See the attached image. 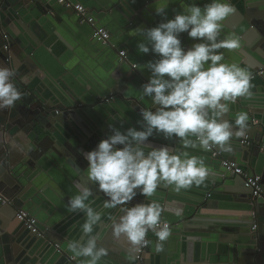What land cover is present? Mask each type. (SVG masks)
<instances>
[{
  "label": "water",
  "instance_id": "95a60500",
  "mask_svg": "<svg viewBox=\"0 0 264 264\" xmlns=\"http://www.w3.org/2000/svg\"><path fill=\"white\" fill-rule=\"evenodd\" d=\"M58 1L0 0V67H14L17 70L13 83L23 94L22 99L13 109H0V245L12 244L11 254L6 255L5 261L0 264H26L28 260L23 261L25 250L31 254L32 250L40 253L48 248L59 254L57 264H82L84 258L73 259L72 253L65 249L60 241L56 242L46 234L48 229L54 227V220L48 221L47 215V213L52 214L47 209L50 204V196L47 193H53L48 186L50 185L55 190V183L60 182L63 185L64 180L62 179L68 174L66 171L64 173V169L56 162L58 157L50 156L52 152L58 153L50 142L52 138L58 141L60 138L63 139L65 128L72 129L73 126L84 125L81 123L82 114H88L85 118L89 120L103 119L102 112L106 111L108 106H115V102L121 105L120 101L128 102V108L124 110L125 119L134 120L135 123L140 121L142 124L141 110L151 107L147 97L141 98L143 85L148 82L149 76H146L140 68L131 69L127 64H122L125 61L132 63V57L138 51L137 45L140 40L133 31L138 27H156L159 23L172 19L182 10L180 0H94L93 9L95 15H98L95 19L107 20L105 25H108L110 38L120 39L123 45L131 50L130 58L122 59L115 54L116 51L110 43L112 39H109L106 44L93 39L94 28L85 23L81 24L74 9L65 8ZM66 1L72 6L83 3L80 0ZM189 2L190 0H184V3ZM208 2L209 0H195V3L201 7ZM229 2L235 6L236 13L223 22L221 39L235 35L240 38L241 47L231 51L221 49L220 51L225 55L223 62L237 63L251 73L264 70V0H229ZM165 3L168 4L165 15H157L155 7ZM85 8L88 9L86 6ZM53 16L54 19H52ZM69 18L73 20L72 23L66 21ZM61 25H64L70 37H75L74 41L76 39L78 44L74 50L75 55L68 57L72 58L70 65L65 67L72 79L70 83H67V90L63 91L64 94L56 87L52 88L51 85L48 86L50 91L43 92L38 86L45 87L42 83L44 76L47 75L44 72V62L39 58H34L32 54L38 46L43 45L38 39V34L45 35L49 32L52 35L51 39H54L57 37L56 30ZM84 28L90 31L88 36ZM179 38L181 43L188 42L189 48L199 42L189 38L187 33H181ZM17 42L23 43H20L19 49L16 46ZM62 50L63 48L58 50L61 55H63ZM64 58L66 57H62L61 63L65 62ZM82 58L91 59L82 61ZM94 59V63L89 62ZM125 66H127L126 70ZM49 77L58 79L60 75ZM261 78L264 79V76ZM261 78L259 80H262ZM252 85L255 86L256 82H252ZM110 91L115 95L112 104L98 105L96 100L91 103L88 100L82 102V98L87 94L91 99L96 97L102 99ZM245 102L243 98L237 99L238 112L246 111L249 115L247 135L233 139L231 151L224 152L216 149L223 154L216 157L211 151L204 152L195 149L197 151L195 154L204 159L210 170L202 185L180 192L173 191L169 186H161L158 188L159 191L147 198L137 189V195L128 206L132 207L138 203L155 200L163 207L161 220L171 225V233L174 232V227L182 229L181 223L183 224L184 221L194 227V223L201 219V213L208 209L210 213L220 216L223 224L221 229L229 232L228 237L234 239L233 246L243 252L244 257L239 263L264 264V194L263 198L252 197L251 191L244 185V180L239 176H233L222 166L224 160L235 162L249 177H260L264 193V164L260 165L259 162V160H264V111H255L248 106H242L246 105ZM82 103L84 104L83 112L74 107ZM129 110L134 114L129 113ZM256 115L261 116L260 120ZM235 117L236 115L233 119ZM63 118L70 119V122L62 125ZM254 122L258 123L253 125ZM141 124L137 123V130H141ZM81 133H83L81 144L85 147L91 146L93 150L103 137L100 132L97 133L99 136L94 135L86 126L82 128ZM246 137L249 141L248 145L242 144ZM145 143L151 148L181 147L177 138L165 139L162 134L157 133L149 137ZM68 156L69 154L65 152L64 163L72 165L70 160H67ZM51 162H54L55 167ZM76 164L83 169L81 162ZM60 169L63 174L59 172ZM40 179H43L44 187H46L42 194L39 190L43 184L40 187L37 184ZM50 179H52L51 182ZM239 187L245 188V191ZM213 191L227 193L224 199H229L231 194L234 200L211 204L212 201L209 199ZM92 194L97 197L102 195V199H107L100 190L99 193L93 192ZM176 195L184 196L183 198L189 195L188 208L196 210L195 214L198 219L190 218L191 212L188 213V208L176 203L178 199ZM1 200L6 201V204L3 205ZM18 211L27 212L36 219L37 228L41 233L40 237L30 233L25 229V225L16 219ZM107 211H110L107 212L110 214L102 218L100 225L95 228L94 235L98 247H105L106 257L113 260V263L109 264H169L170 237L167 241L160 242L150 231L146 237L150 243L140 259H136V252L130 250L131 246L126 239L123 236L119 239L113 236L112 225L122 213L118 209ZM184 234L187 236V233ZM14 241L22 247L17 248ZM160 243L163 247L158 251L157 244ZM232 250L233 247L227 246L220 250V254L215 253L217 262L220 263L223 256ZM195 257L196 261L199 259L205 261V255L199 253ZM105 261L102 258L100 263Z\"/></svg>",
  "mask_w": 264,
  "mask_h": 264
},
{
  "label": "clouds",
  "instance_id": "9594fccd",
  "mask_svg": "<svg viewBox=\"0 0 264 264\" xmlns=\"http://www.w3.org/2000/svg\"><path fill=\"white\" fill-rule=\"evenodd\" d=\"M180 3L182 10L172 19L133 31L142 37L138 51L158 56L144 66L151 75L141 98L147 97L151 107L141 110L142 124L137 122L141 130L129 127L121 132L112 128V134L84 156L87 180L107 197L102 209L122 213L112 225L113 236H123L133 252L150 243L146 239L150 231L160 242L172 234L161 220L163 207L155 200L128 206L137 189L147 198L161 186L180 192L202 185L209 169L203 158L186 150L229 152L233 139L245 137L249 127L246 111L238 112L234 121L225 118L238 98L251 99L254 95L251 72L237 63H224L225 55L220 51L241 47L235 35L221 39L223 22L236 13L235 6L229 0H209L203 7L195 0ZM167 6L155 7L156 14L165 15ZM181 33L199 42L185 50ZM16 75L14 67H0V109H13L22 99V92L13 83ZM154 133L165 139L177 138L181 147L151 148L145 142ZM76 186L78 194L69 199L66 210L82 213L85 220L81 238L70 241L67 248L73 259L84 258L82 264H100L107 249L98 247L94 231L102 222L103 212L87 202L92 196L90 187ZM162 247V243L157 244L158 251Z\"/></svg>",
  "mask_w": 264,
  "mask_h": 264
},
{
  "label": "crops",
  "instance_id": "0c3cea01",
  "mask_svg": "<svg viewBox=\"0 0 264 264\" xmlns=\"http://www.w3.org/2000/svg\"><path fill=\"white\" fill-rule=\"evenodd\" d=\"M80 1L84 3V4L80 3L82 6L84 7L86 6L88 8L87 10L89 11L90 14H92L95 18L98 16V15H95V11L93 9L94 0H80ZM52 19H54V16ZM66 21H69L70 23H72L73 20L69 18ZM96 21L98 22V25L105 27L107 29L108 25H105L107 23V20L102 18L98 20L96 19ZM84 29L85 31L88 32L87 34L88 36L90 31H88V28H84ZM56 35H57L56 38L51 39L52 35L49 32L45 33V35L38 34L39 38L38 37L37 38L40 40V42L43 43V45L41 44L42 46L41 45L38 46V48L32 54L34 58H39L40 60L44 62V66H45L44 72H46L45 74L49 76L60 75L58 79L51 78L47 75L44 76L45 79L43 80L42 83L43 85H45V87H40V85L38 86V88L41 89L43 92L50 91L48 89V86L51 85L52 88L56 87L57 89L60 90L61 93H63V91L67 90L66 89L67 83H70L72 79V76L67 74L68 72L65 67L69 66L71 63L72 58H68V57H70L72 54L75 55L74 50L78 46L77 41L76 39L74 41L75 37H70V35L65 30L64 25H61L56 30ZM111 39L112 41L110 43L116 51L115 54L116 55L118 54L119 56L118 50L120 51L124 50L126 52L125 58L126 59L130 58L131 50H129L126 45H123L124 43L120 39L110 38V40ZM138 39L142 40V37H139ZM20 43L18 42L16 43V46L18 49H19V46H21ZM182 46L184 47L185 50L189 48L188 42H182ZM33 48H35V46H33ZM59 48H63L62 50L63 55L59 54V51H58ZM258 52L260 53V51ZM133 56L134 57H132L133 58L132 63L125 61L122 64H127V66L131 69L140 68L145 73L146 76L150 77L151 75L150 70H148L144 66L148 64L149 62H155V60L158 59V56H156L151 51L147 54L140 53L139 51H137L136 55H133ZM62 57H66L64 58V61H65L64 63H61ZM44 58H49V59L45 60ZM78 59L81 60V58H78ZM86 59L89 60L91 58H82V61ZM89 62L94 63L95 59ZM133 65H135L136 68L135 67L133 68ZM127 66H125V70L127 69ZM261 76H264V73ZM261 76H255L252 79L251 83L256 82V85L253 86L252 88V92L254 95L251 99L243 98L244 101H246L245 102L246 105H242V106H248L250 109H253L255 111H259V110L264 111L263 110L264 109V79L261 78ZM260 78L262 80H259ZM45 81L46 83H44ZM110 93L112 92L110 91ZM87 95H85L82 98L83 100L82 102H84V100H88V102L91 103L93 100H96L98 105H103V103H100V99L98 97L96 98L93 97L94 99H91V97L89 98ZM114 98H115V95H114ZM113 102L114 100L108 103L112 104ZM120 102H121V105L120 104L118 105V102H115V106L113 107L108 106V108H106V111L102 112L103 119L98 118V119L89 120L88 118H85L87 117L88 114H82L81 123H83L84 125L79 124L77 126H73L72 129L67 127L65 128V134H64L63 139L59 137L60 141H58L57 139L52 138L50 142V145L55 149V151L56 152L58 151V153L52 152V155L50 156L54 155V157L55 156L58 157L56 158L57 159L56 162H58L59 166L64 169V173L67 172L68 174L67 176L63 177L64 179H62L64 180L63 185H61L60 182L55 183L56 184V186L54 185L56 188L55 190L52 189L50 185L48 186V188H50V190H52L53 193H49V192L47 193L50 196V201H49L50 204L47 209L48 211L52 212V214L51 213L48 214L47 212L45 213H47L48 215V221L54 220V227L53 229L52 228L48 229L49 228L48 227L46 234L50 239L56 242L60 241L62 245H64L65 249H68L67 245L70 241L81 238L82 236L81 226L85 220V217L83 216L82 213H69L66 210L69 199L73 197L74 195L78 194V188L76 186L77 183L82 184V185H87L88 187L91 188L92 193L93 192L99 193L98 188L87 180V170L86 169L88 167V162H86V159L84 158V156L87 152L92 151L93 148H91V146L85 147L84 145L81 144V139H82L81 136L83 134L81 133V130L82 128L84 129V126H86L88 129H90L93 132L94 135H98L97 133L100 132L101 136H103L106 139L107 136L112 134V128H117L121 132L126 131L129 127L138 128V125L137 123L134 122V120L129 121L128 119H125L124 117L126 116V113H124L125 112L124 110L128 108L127 106L128 102L126 101H120ZM248 103H250V105ZM82 104L78 105L77 107L76 106L74 107L77 108L78 111L80 110L82 111L84 109V104L83 105ZM238 107L239 106L237 105V101L235 104H231L230 112L226 115L225 118L229 119L230 121H234L233 117L238 113ZM129 113L134 114V112H132L131 110H129ZM256 117L260 120L261 116L256 115ZM62 121H63L62 125H64L66 122H70V119L63 118ZM257 123L258 122H254L253 125H256ZM103 137H102V140L104 139ZM186 151H188L192 155H196L195 153H197V151H195L194 149H187ZM65 152L69 154V156L67 157V160H70L69 162L72 165L64 163L65 159L63 155L65 154ZM75 162L76 163L81 162L83 169L79 168V166H77ZM259 162H260V165L264 164V160L262 161L259 160ZM53 163L54 162H51V164ZM53 166L55 167L54 164ZM59 172L63 174L61 169L59 170ZM39 181H42V182H39ZM39 181H37V184L40 187V185H42L44 181L43 179H40ZM51 181L52 179H50V182ZM44 186L45 185L43 184L42 188L39 190L41 194L43 193L44 188H46ZM239 188L245 191V188L243 187H239ZM156 191H159V189H157ZM170 192H172V190H170ZM227 195H228L227 193H220V192L215 193L213 191L211 194V198L209 200L212 201L211 204L221 203L225 200L227 201L234 200L231 194L229 195V199H224V197ZM188 196L186 198H183L184 196H177L178 199L176 200V203L183 204L185 208L186 207L188 208L187 204L189 203L188 201H190V200H187V199H190L188 198ZM87 202L94 209L98 211H102L103 217H106L110 214V213H107V212H110V211H107L108 209H102V204H103L102 202H104V199H102V195H98L97 197V196H93L92 194V196L89 198ZM203 205H206V204H203ZM190 208H188L189 210L188 213L191 212L190 218L198 219L196 216L197 214H195L196 210L194 211L193 210L194 208H191V209ZM206 212L201 213L200 215L201 219L200 220L198 219V221L194 223V227H192L190 223H185V221L183 224L181 223L182 229H177L176 227H174V232H172L170 236L171 240L168 243V245H170V262H168L169 264H241V262L239 263V261L243 259L244 254H242L243 252L239 251L240 250L239 248H235L233 246L234 244L232 243L234 242V239L231 237H228L229 232H225L221 229V227L223 228V224H222V220H220V216L210 213L208 209ZM188 221H191V220H188ZM17 224L19 226L18 222ZM20 227H23V226H20ZM170 228H171V225H170ZM25 231L26 233H28L27 230ZM184 233H187L186 234L187 236H185ZM184 240H186V242ZM225 241H228L229 243H226ZM14 242H15L14 245L18 246L17 248L22 247L16 241ZM227 246L229 248L233 247V250L230 253H227L226 256H223L220 263H218L217 258L214 256V254L215 253L217 255L220 254V250L225 249ZM220 247L222 248L220 249ZM25 251H26L24 253L25 260L23 261H26L27 259L29 264H57L59 261V257H60L59 254L55 252V250H52L50 248L40 253L39 252L36 253V251L34 252V250H32L30 254L28 250H25ZM11 252H12V244H7V245L1 244L0 245V263L5 261L6 255L8 254L10 255ZM199 253L203 256L205 255V261H202L200 259L196 261L195 256L199 255ZM115 257L118 258L117 255H115ZM103 259L106 261L100 264H109L110 262L113 263L112 262L113 260L110 258H107L106 256L103 257Z\"/></svg>",
  "mask_w": 264,
  "mask_h": 264
},
{
  "label": "built area",
  "instance_id": "2783aa9c",
  "mask_svg": "<svg viewBox=\"0 0 264 264\" xmlns=\"http://www.w3.org/2000/svg\"><path fill=\"white\" fill-rule=\"evenodd\" d=\"M58 3L61 6H64L65 8H73L76 12L77 16L80 19V23H85L88 25H91L93 29L92 38L96 41L106 44L110 39L109 31L100 25H98V22L96 21L95 17L89 13V11L82 6L81 4H77L75 6H72L68 1L66 0H59ZM126 52L124 50H121L119 52V56L122 59H125ZM135 66H133L134 68ZM264 73L263 70H259L252 74V77L255 76H261ZM114 100V94L109 93L104 98L100 99V103H108L110 101ZM242 144H249L248 138L246 137ZM213 153V156L219 157L221 156V152L216 150L215 148L211 151ZM222 166L227 170V172H230L233 176H239L244 180V185L247 189L251 191V195L254 198H263V189L261 184V179L258 176H252L249 177L240 166H238L235 162L224 160L222 162ZM2 204L5 205L6 201L1 200ZM16 219L20 222H22L26 229L32 233L36 234L37 236H41V233L39 232L37 228V221L34 217H32L27 212L18 211L16 215ZM168 224V223H167ZM169 225V224H168ZM170 227V225H169ZM253 230H255V227H253ZM146 247L140 249V251L136 252V259H140L141 255L143 254Z\"/></svg>",
  "mask_w": 264,
  "mask_h": 264
}]
</instances>
